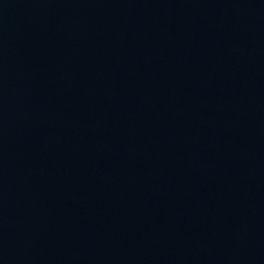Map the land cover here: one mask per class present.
Wrapping results in <instances>:
<instances>
[{
  "label": "water",
  "instance_id": "95a60500",
  "mask_svg": "<svg viewBox=\"0 0 264 264\" xmlns=\"http://www.w3.org/2000/svg\"><path fill=\"white\" fill-rule=\"evenodd\" d=\"M0 264H264V0H0Z\"/></svg>",
  "mask_w": 264,
  "mask_h": 264
}]
</instances>
